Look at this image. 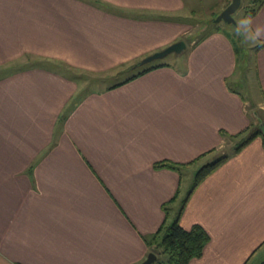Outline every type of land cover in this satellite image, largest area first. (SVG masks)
<instances>
[{
	"label": "crops",
	"instance_id": "obj_1",
	"mask_svg": "<svg viewBox=\"0 0 264 264\" xmlns=\"http://www.w3.org/2000/svg\"><path fill=\"white\" fill-rule=\"evenodd\" d=\"M194 1L0 0V264H139L181 207L210 237L188 264H264L260 135L182 196L264 118V43L218 27L187 44Z\"/></svg>",
	"mask_w": 264,
	"mask_h": 264
},
{
	"label": "trees",
	"instance_id": "obj_2",
	"mask_svg": "<svg viewBox=\"0 0 264 264\" xmlns=\"http://www.w3.org/2000/svg\"><path fill=\"white\" fill-rule=\"evenodd\" d=\"M254 1L255 7L249 10L250 15L254 14L264 3V0ZM208 22L212 25L211 30H214V27L216 26L214 19ZM217 28L215 27V29ZM136 65L137 67H141L138 64H135V66ZM162 65H164V63H161L160 61H153L152 64L142 68L138 74ZM245 132H248L247 136L241 138V140L237 142L231 153H237L242 147H244L258 135L261 136L264 144V130L263 127L260 126V122H258V125L254 126L253 128L248 127ZM230 154H223L215 161L209 162L199 168L195 174L191 190H193L221 164H223L229 158ZM160 166H172V164L164 162ZM186 200L187 198L184 200V202H186ZM182 208L183 207H181L178 211L176 218L168 225L161 227L157 234L153 236L152 241H150V244L154 245L153 251L157 255L158 253L156 252V248L161 249V257L157 256L153 264H188L192 259L201 256L205 245L208 243L210 237L202 226L195 224L189 229L181 226L179 215L182 211Z\"/></svg>",
	"mask_w": 264,
	"mask_h": 264
},
{
	"label": "rangeland",
	"instance_id": "obj_3",
	"mask_svg": "<svg viewBox=\"0 0 264 264\" xmlns=\"http://www.w3.org/2000/svg\"><path fill=\"white\" fill-rule=\"evenodd\" d=\"M230 1L231 0H197V1H194V3H193L194 5L192 6V8H194V14H193L194 16H193V23L192 24H194V25L188 29L189 33L186 35L187 41H188L187 44H189V41L191 42L192 40L198 38V36L200 34H203V32H205L206 30L210 31L212 25L208 21L214 19L230 3ZM253 7H255V1L254 0H241V5H240L239 9L234 13L235 20H237L241 15H250L249 10ZM215 25H216L215 26L216 28L217 27H220V28L229 27L231 29L233 27V24L224 23L223 21L215 23ZM215 27H214V29H215ZM244 45H247V44H244ZM185 50H186V48L183 50V52ZM176 55L177 54H175V53H170V54H168V55H166L160 59H157L155 61H163V62L172 63L173 61H175ZM136 63H138V61H136L135 63L133 62V64H131L129 66V69L133 65L135 66ZM150 63H146L145 65H149ZM129 69H128V66L121 67V68L113 71L112 74L116 76L118 74L121 75L122 73L124 74L126 72L129 73V71H128ZM118 71H120V72H118ZM253 72H254V70H253ZM120 75L115 80H119ZM250 75H251L250 76L251 83L253 85L255 83L253 80L254 76L251 73H250ZM263 111H264V109H263ZM257 116H259V118L257 117L252 122V124L249 126V128H253L254 126L258 125V122H260V121H262L264 123V118L261 116L259 109L257 110ZM245 136H247V135H245ZM241 138H244V136L240 137L237 140L232 141V142H231V140L223 141L221 146L218 148V152L214 153V155L208 156L206 159H209L208 162L209 161L212 162V161H215L217 158H219L223 154H230L233 151L237 142H239L241 140ZM205 163H207V162H205ZM195 174L196 173H194L193 177H191V179L188 180V173L185 172V177H186L187 181H184V183L182 185L183 186L182 187V190H183L182 196H184V194H186V191L188 190V186L189 187L191 186L189 184H193ZM181 199L182 198L176 199L177 201H175V208L180 204ZM156 252L158 253V256H160L161 249L156 248Z\"/></svg>",
	"mask_w": 264,
	"mask_h": 264
},
{
	"label": "water",
	"instance_id": "obj_4",
	"mask_svg": "<svg viewBox=\"0 0 264 264\" xmlns=\"http://www.w3.org/2000/svg\"><path fill=\"white\" fill-rule=\"evenodd\" d=\"M240 5H241V0H231L230 3L214 18V22L218 23L223 21L224 23L233 24L234 21H236L234 18V13L239 9ZM185 48H186L185 41L179 40L160 51H156L152 53L151 55L139 61L137 64L145 65L146 63L153 62L170 53L181 54ZM257 117L259 118V116ZM260 126L263 127L264 130V123L262 121H260ZM156 258H157L156 254L151 252L147 255L146 259L139 264H153Z\"/></svg>",
	"mask_w": 264,
	"mask_h": 264
},
{
	"label": "clouds",
	"instance_id": "obj_5",
	"mask_svg": "<svg viewBox=\"0 0 264 264\" xmlns=\"http://www.w3.org/2000/svg\"><path fill=\"white\" fill-rule=\"evenodd\" d=\"M232 31L244 44L264 43V25L255 24L250 15H241L233 23Z\"/></svg>",
	"mask_w": 264,
	"mask_h": 264
},
{
	"label": "flooded vegetation",
	"instance_id": "obj_6",
	"mask_svg": "<svg viewBox=\"0 0 264 264\" xmlns=\"http://www.w3.org/2000/svg\"><path fill=\"white\" fill-rule=\"evenodd\" d=\"M215 23V22H214Z\"/></svg>",
	"mask_w": 264,
	"mask_h": 264
}]
</instances>
